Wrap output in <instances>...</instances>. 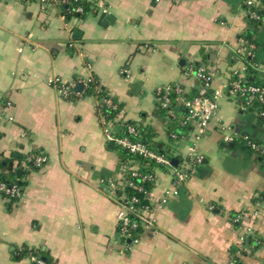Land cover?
I'll use <instances>...</instances> for the list:
<instances>
[{
	"label": "crops",
	"instance_id": "1",
	"mask_svg": "<svg viewBox=\"0 0 264 264\" xmlns=\"http://www.w3.org/2000/svg\"><path fill=\"white\" fill-rule=\"evenodd\" d=\"M89 1L85 17L66 21L60 7L0 0V111L14 117L0 123V159L14 156L17 168L29 152L48 158L37 168L21 160L19 201L0 196V264H34L29 256L15 260V246L45 250L53 264H264V155L243 140L264 144L256 110L218 100L197 141L203 163L181 187L171 169H159L152 194L170 189L169 201L153 211L154 223L137 243L123 244L117 229L126 210L108 194L107 181L124 164L107 142L97 98H65L49 82L95 74L122 105L112 119L115 133L135 123L168 142L170 117L159 109L155 88L180 83L196 93L199 81L184 74L194 62L208 65L212 89L223 88L243 68L240 37L256 45L255 62L264 66V17L252 22L247 0ZM229 134L234 141H224ZM191 143L176 141L171 153L180 160ZM240 214L255 248L238 257Z\"/></svg>",
	"mask_w": 264,
	"mask_h": 264
},
{
	"label": "built area",
	"instance_id": "2",
	"mask_svg": "<svg viewBox=\"0 0 264 264\" xmlns=\"http://www.w3.org/2000/svg\"><path fill=\"white\" fill-rule=\"evenodd\" d=\"M31 1L38 2L43 10L55 6L61 7L64 4L68 5L72 3L71 0H30V2ZM263 1L261 0L260 3L262 5V9L264 10ZM247 4L250 7L248 10L250 18L257 20L263 19V15H260L257 11L251 9V6L256 4L255 0H247ZM98 7L104 13L108 12V8L105 4L99 3ZM74 12L75 15H72L71 18H68L66 14L62 13V18L66 21H71L77 17L76 13H83V8L81 6H76L74 8ZM240 42L241 46L237 49V53L241 56L243 68L241 70L234 71L233 75H236L237 78L232 81H228L223 88L212 89L214 75L205 63H200L198 65L190 63L184 70L186 77L195 78L200 82L198 85V95L194 97V99H186L185 96L187 91L180 83L158 85L155 88L157 101L169 117H174L176 115L174 110L169 108L172 101L169 95L170 92L175 90L177 94L175 101L179 104L185 105L189 111L186 120L181 124L186 127L188 122H191L192 124L193 122L195 123L194 125L197 131L196 134H193V132H190L191 130L187 129L185 134L186 136H184V140L189 139L192 141L189 151L181 157L177 165L172 163V159L170 157L148 148V144L141 140V131L137 124L123 123L121 130L118 133H115L112 129V119L107 121L105 117L100 114L101 124L108 143L121 146L132 154L142 155L154 159L161 165V167H156L154 172H142L140 165L136 162V160H130L127 164H124L120 176L107 181L108 194H110L115 200H118L126 210L117 229V238L123 244L137 243L139 241L140 229L143 230L153 225V211L163 207L169 201V197L172 193V191L168 189L161 197H154L152 194V187L146 188L145 183L150 182L153 186L157 180L159 169L168 168L173 172L174 184L177 187H181L187 183L196 167L203 163L204 156L197 148V141L206 132L210 120L216 115L219 107L218 100L221 97L224 96L234 100L241 111L256 110L258 115L261 117L264 116V109H262V107H264V87L256 84H248L246 82L250 67L257 71L260 75L264 76V66L255 62L256 45L244 37H240ZM70 45L74 46V43H71ZM125 72H127V70H125ZM90 78L91 75L84 80L79 79L67 83L63 82L58 77H52L49 82L55 86L60 96L70 98L73 95H79L81 91L77 89L78 85L81 84L84 88V85H88ZM107 103L115 109L118 107V105L113 104L111 100H108ZM13 121L14 117L8 115L4 111H0V123L6 124ZM225 128L228 129L230 127ZM171 137L176 138V135L171 134ZM234 140L235 137L233 134L227 135L224 139L226 142H232ZM243 140L249 149L264 155L263 144L258 143L250 136H244ZM47 159V156L43 153L29 152L25 155L23 165L32 164L34 166L41 167L47 162ZM130 171L133 172V176L138 177V181L134 179L132 180L128 177V172ZM126 187H132L133 189L142 192L144 194V199L147 200L148 203L145 206L136 207L140 198L136 195L128 196L125 191ZM24 190V187L19 185L17 182L8 184L0 181V193H4L8 199L13 197L21 199L24 195ZM235 221L238 222L244 232L239 237L236 245V251L233 255L239 257L244 253H252L255 245L253 242L248 240L253 232L246 223L245 214L237 215ZM33 260L37 261L39 264H45L37 257H33ZM232 264H236L235 261H233Z\"/></svg>",
	"mask_w": 264,
	"mask_h": 264
},
{
	"label": "trees",
	"instance_id": "3",
	"mask_svg": "<svg viewBox=\"0 0 264 264\" xmlns=\"http://www.w3.org/2000/svg\"><path fill=\"white\" fill-rule=\"evenodd\" d=\"M71 2L72 3L68 5L64 4L60 7L61 12L63 14H66L68 18H71L72 15H75L74 8L76 6H81L83 8V13H76L77 18H80V19L85 17V15L90 10H92V3L89 0H71ZM247 6L248 8H250L249 5ZM251 9L257 11L260 15L264 16V10L262 9V5L261 6L253 5L251 6ZM248 18L252 22L258 23V24H260L261 21L263 20V19H260V20L252 19L249 17V15H248ZM245 38L250 39L247 36H245ZM194 63L196 65L200 64V62H194ZM236 78L237 76L233 75L229 81H232L233 79H236ZM246 82L248 84H256V85L264 87V76L260 75L257 71H255L253 68L250 67L248 74H247ZM194 89H195L194 92L196 93L186 94L185 97L187 100H192L194 99V97L198 95V92H199L198 88L197 90H196V87ZM81 95H94L97 98V111L99 115L102 114L107 121L113 119L118 114L122 106L121 103H119L118 100L110 94L109 90L102 85L101 81L95 74L91 75V78L88 81V85H84V88L80 92L79 95L77 96L73 95L71 97L76 98ZM169 96L172 100L169 108L174 110L176 115L174 117H170L168 124H167L168 142H164L162 140L156 139L155 138L156 133L151 126H143V125H138V124L137 125L141 131V140L148 144V148L150 150L164 154L167 157H170L171 159H173L176 156L173 152L171 153V146H173L174 142L176 141L184 140V136H186L185 134H186L187 129L191 130L190 132H193L194 134L196 127L191 122H188V125L186 127H184L181 124L182 122L186 120L189 114L188 108L185 105L179 104L178 102L175 101V98L177 97L175 90L170 92ZM108 100H111L113 104H117L118 105L117 109H115L113 106H109L107 103ZM159 109L161 111L164 110L162 107H160ZM262 109H264V107H262ZM262 118H264V116H262ZM171 134H175L176 138H172ZM257 142L260 144H263L259 141ZM111 147L118 151L123 164H127L130 160H136V162L140 165L142 172H154V170H156V167L158 166L161 167V165L158 164L154 159H151L149 157H145L142 155L132 154L127 149H124L123 147L118 146V145L111 144ZM179 157L180 155L177 156V158ZM24 158L23 157L19 158L17 168L14 167V161H15L14 156L10 158L7 157V158L0 159V168L2 169L0 171V181L6 182L8 184L17 182L19 185L23 186L25 184V182L22 181V177L24 174H20L19 171L23 170L21 160H23ZM31 166L37 168V166H34L32 164ZM128 177L131 178L132 180L133 179L136 181L139 180L138 177L133 176L132 171L128 172ZM145 187L146 188L152 187V183L150 182L145 183ZM125 191L128 194V196L136 195L137 197L140 198V201L136 204V207H142L148 203V201L144 199V194L142 192L136 189H133L132 187H126ZM0 196L6 197L4 193H0ZM11 200L12 202L19 201L20 198L13 197L11 198ZM140 230L142 231V229ZM25 256H29L31 258L37 257L39 260H42L45 264H53L52 258L47 254V251L45 250H42L39 248L31 249V248H28L27 246H21V247L15 246L13 248V258L15 260L22 259ZM34 264H39V263L37 261H34Z\"/></svg>",
	"mask_w": 264,
	"mask_h": 264
},
{
	"label": "water",
	"instance_id": "4",
	"mask_svg": "<svg viewBox=\"0 0 264 264\" xmlns=\"http://www.w3.org/2000/svg\"><path fill=\"white\" fill-rule=\"evenodd\" d=\"M184 63H185V61L182 60V61H181V64H184ZM82 88H83V86H82L81 84H79L78 87H77V89H78L79 91H81ZM178 161H179V160H178L177 158H173V159H172V163H173L174 165H177Z\"/></svg>",
	"mask_w": 264,
	"mask_h": 264
},
{
	"label": "rangeland",
	"instance_id": "5",
	"mask_svg": "<svg viewBox=\"0 0 264 264\" xmlns=\"http://www.w3.org/2000/svg\"><path fill=\"white\" fill-rule=\"evenodd\" d=\"M247 5H248V4H247ZM158 107H159V108L161 107L159 103H158ZM163 112H164V110H163Z\"/></svg>",
	"mask_w": 264,
	"mask_h": 264
}]
</instances>
